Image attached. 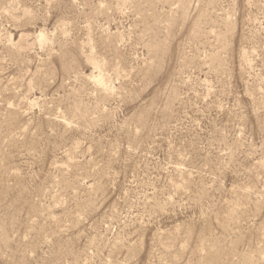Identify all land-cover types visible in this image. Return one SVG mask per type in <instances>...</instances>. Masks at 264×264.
Wrapping results in <instances>:
<instances>
[{
	"label": "rangeland",
	"instance_id": "rangeland-1",
	"mask_svg": "<svg viewBox=\"0 0 264 264\" xmlns=\"http://www.w3.org/2000/svg\"><path fill=\"white\" fill-rule=\"evenodd\" d=\"M0 264H264V0H0Z\"/></svg>",
	"mask_w": 264,
	"mask_h": 264
},
{
	"label": "bare ground",
	"instance_id": "bare-ground-1",
	"mask_svg": "<svg viewBox=\"0 0 264 264\" xmlns=\"http://www.w3.org/2000/svg\"><path fill=\"white\" fill-rule=\"evenodd\" d=\"M39 35H40V33H39ZM39 35H38V36H39ZM41 35H42V34H41ZM42 37H44V36H40V38H42ZM93 77H94V76H93ZM95 77H96V80H94V79H93V80H94L95 82L99 83V85H101V84H100V83H101L100 76H99V78H97V76H95ZM95 77H94V78H95ZM102 87H103V86H102ZM104 87H106V86L104 85ZM106 88H107V87H106ZM106 88H105V89H106Z\"/></svg>",
	"mask_w": 264,
	"mask_h": 264
}]
</instances>
